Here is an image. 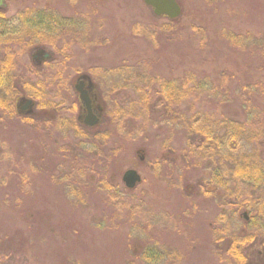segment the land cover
Returning <instances> with one entry per match:
<instances>
[{"label": "rangeland", "instance_id": "374dc122", "mask_svg": "<svg viewBox=\"0 0 264 264\" xmlns=\"http://www.w3.org/2000/svg\"><path fill=\"white\" fill-rule=\"evenodd\" d=\"M7 1L10 9L5 13L6 26L12 36L20 34L19 26L24 21L19 16V5L50 7L42 8L38 17L32 13L27 19L23 17L30 22L27 27L33 39L15 46L10 39L0 40V68L8 61L10 56L5 54L9 53L14 54L11 61L23 70H80L87 75L92 73L108 95L111 84L102 75L118 84L138 72L140 81L129 80L133 85L140 86L141 75L152 76L151 90L172 89L174 95L181 79H185L191 89L184 104L176 106L177 112L185 114V129L177 121L154 127L151 107V112L136 114L138 118L150 115L143 130L149 141L144 145H151V127L163 134L167 125L172 126L171 149L185 146L199 150L195 156L202 157L197 163L201 173L210 172L215 165L216 150L224 160L231 150L236 162L251 153L254 169L249 176L253 179L235 175L236 193L244 195L254 190L258 197L264 192V156L260 154L264 150V0H177L182 8L178 22L155 16L143 0ZM164 25L170 29L164 31ZM36 35L40 37L37 40ZM9 47L12 51L7 50ZM37 49L42 58L35 57ZM45 53L48 57H44ZM223 76L226 78L221 80ZM0 84V89L8 85L5 76H0ZM242 86L251 93L249 108L242 104ZM9 94L8 89L0 90V264H121L111 237L99 233L93 213L88 219L84 206L78 211L69 207L62 189L43 178L47 173L38 168L39 135L15 112V104L11 106L14 113L8 114L12 102ZM121 98L120 108L130 114L131 90ZM129 124L130 133L135 134L134 123ZM249 125L258 128V140L249 136ZM203 136L211 141H205ZM134 146L135 143L127 145L125 154ZM52 162L48 153L44 165ZM222 171L227 173L225 167ZM39 181L46 201L51 203L47 204L49 207L37 205L39 194L30 189ZM260 198L256 203L261 202ZM57 217L64 220H56ZM200 254L196 252L184 259V253L180 263L204 264Z\"/></svg>", "mask_w": 264, "mask_h": 264}, {"label": "flooded vegetation", "instance_id": "af4514ba", "mask_svg": "<svg viewBox=\"0 0 264 264\" xmlns=\"http://www.w3.org/2000/svg\"><path fill=\"white\" fill-rule=\"evenodd\" d=\"M9 5L7 0L0 3V40L10 39L15 46L33 39L26 17L31 13L38 17L42 8L50 6L19 5V16L24 21L19 26L20 34L12 36L5 18ZM37 50L35 57L42 58ZM5 55L10 57L0 68V76L6 77L8 87L0 90H9L12 102L8 114L15 109L39 135L38 168L44 173L46 169L47 173L43 178L62 189L69 207L78 211L84 206L88 219L93 213L99 233L111 237L121 264H181L182 254H187L186 259L196 252L201 253L204 264H264V192L258 196L261 202L256 203L255 191L240 195L234 181L238 173L251 175L254 155L247 154L246 159L236 162L231 150L225 160L216 150L215 165L210 172L201 173L197 163L202 157L195 156L199 150L170 147L172 126L168 125L177 121L180 127H186L184 112L176 111L178 104H184L185 79H181L177 95L168 89L160 92L155 102L148 101L150 77L141 75L140 86L130 83L140 81L138 72L118 84L102 75L111 84L108 95L93 79L91 71L87 75L63 68L23 70L11 61L14 54ZM155 81L162 83L160 79ZM129 89L130 114L119 106L122 95ZM27 100L31 104L25 107ZM151 107L155 113V118L151 117L153 126L158 127L155 124L161 122L168 125L163 134L151 127V145L147 147L144 143L149 138L143 130L150 115L138 118L136 114L151 112ZM129 121L134 123L135 134L130 133ZM130 143H135L134 149L125 154ZM48 153L53 162L46 166L44 158ZM260 154L264 156V150ZM236 165L243 167L236 170ZM134 175L137 180H133ZM30 189L39 194L37 205L51 204L46 201L41 181Z\"/></svg>", "mask_w": 264, "mask_h": 264}, {"label": "water", "instance_id": "95a60500", "mask_svg": "<svg viewBox=\"0 0 264 264\" xmlns=\"http://www.w3.org/2000/svg\"><path fill=\"white\" fill-rule=\"evenodd\" d=\"M1 2L2 0H0ZM143 3L152 9V13L155 16H166L169 19H176L182 12V8L177 0H143ZM44 57H48V54L45 53ZM30 104L31 100H27L24 106L28 107ZM93 121H97V119L94 118ZM134 179L137 180L138 177L134 175Z\"/></svg>", "mask_w": 264, "mask_h": 264}, {"label": "trees", "instance_id": "16d2710c", "mask_svg": "<svg viewBox=\"0 0 264 264\" xmlns=\"http://www.w3.org/2000/svg\"><path fill=\"white\" fill-rule=\"evenodd\" d=\"M157 17H163V18H166L169 22H178L179 21V19H180V17H178V18H176V19H169V18H167L166 16H157ZM0 26H1V24H0ZM164 27V31H167V30H169L170 29V27L169 26H166V25H164L163 26ZM137 31H139V28L137 29ZM145 32H147L146 31V29H145V31H144V33ZM154 33H156V32H154ZM154 35V34H153ZM237 37H239V36H237ZM248 37V39H250L249 37H250V35H248L247 36ZM27 47H30V44H28V46ZM262 50V49H261ZM262 55H263V57H264V50L262 51ZM150 78L152 77V76H149ZM153 78V77H152ZM226 78V76H223V77H220V79L221 80H224ZM222 83H224V82H222ZM186 86V85H185ZM244 89H243V91H242V93H241V99H242V101L247 105V107L249 108L250 107V102H251V98H250V91L249 90H245V88H247L246 86H242ZM191 88L188 86H186V93H187V91L188 90H190ZM264 91V90H263ZM158 94H160V91L159 90H152L151 91V89H149L148 91H147V95H148V101H152V100H155L156 99V96L158 95ZM249 126H251V125H249ZM250 128H252V129H250V130H248L247 132H249L250 133V135L249 136H252L255 140H258L260 137V135H259V130H258V128H254L253 129V127L251 126ZM243 131H244V129H242ZM259 137V138H258ZM203 139L205 140V141H211V139H210V137H207V136H203ZM249 139V138H248Z\"/></svg>", "mask_w": 264, "mask_h": 264}]
</instances>
